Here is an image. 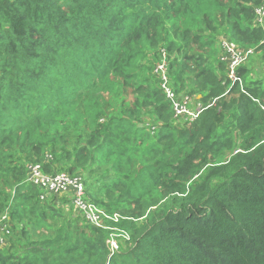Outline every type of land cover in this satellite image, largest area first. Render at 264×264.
Segmentation results:
<instances>
[{"label":"trees","instance_id":"16d2710c","mask_svg":"<svg viewBox=\"0 0 264 264\" xmlns=\"http://www.w3.org/2000/svg\"><path fill=\"white\" fill-rule=\"evenodd\" d=\"M262 5L0 0V216L17 236L0 264H264V81L244 64L232 83L218 38L264 55ZM163 50L195 120L174 116ZM32 163L81 175L130 239L112 253L70 196L41 199Z\"/></svg>","mask_w":264,"mask_h":264},{"label":"built area","instance_id":"2783aa9c","mask_svg":"<svg viewBox=\"0 0 264 264\" xmlns=\"http://www.w3.org/2000/svg\"><path fill=\"white\" fill-rule=\"evenodd\" d=\"M256 12V23L264 26V5L258 7ZM221 47L223 50L222 60L227 62V70L232 83L239 82L242 85L243 77L239 74L238 69L253 54L254 49L242 48L229 39L222 40ZM163 55L164 57L156 66L155 72L161 77L162 87L165 89L167 97L173 102L174 116L177 119L195 120L203 110L202 106L199 104L193 108V99L190 95L183 96L181 100L177 98L173 87L169 85L168 63L164 50ZM28 176L29 180L42 190V197L45 198L46 195H68L71 198L72 207L84 217L87 223L110 230L111 236L107 243L112 253L119 249L118 238L130 239L125 230L115 225L127 217L120 212H108L91 201L81 175H72L68 172L49 174L44 171L41 163H32L28 165ZM6 222V216L0 217V240H2L4 232L7 231Z\"/></svg>","mask_w":264,"mask_h":264},{"label":"rangeland","instance_id":"374dc122","mask_svg":"<svg viewBox=\"0 0 264 264\" xmlns=\"http://www.w3.org/2000/svg\"><path fill=\"white\" fill-rule=\"evenodd\" d=\"M218 38H219V46H220L221 51H222V54H221L220 57H223V50H222V47H221V41L225 40V39H228V37H225L224 35L220 34ZM252 53L253 54H251L249 56V58L243 63V65L245 64L246 67H248L250 69L251 75H252V76L250 75L247 78V80L252 78V79H255V80L264 81V55H263L262 51H258V50H255ZM201 104L203 105V103H201ZM192 106L197 107V106H199V103H196V101L193 100ZM27 179L29 180V176L27 177ZM46 196H48V195H46ZM40 197H41V199H44V197H42V196H40ZM2 216H6L7 217V222H6L7 223V231L4 232V234L2 236V240H0V245L5 246V245H7L9 243L11 244L14 240H16L17 236L15 235L13 237V235H12L13 232L10 230L11 229L10 228V216L7 213L1 215L0 217H2ZM110 236H111V234H110ZM10 239L11 240L13 239V240L11 241ZM118 244L120 246L119 238H118Z\"/></svg>","mask_w":264,"mask_h":264},{"label":"crops","instance_id":"0c3cea01","mask_svg":"<svg viewBox=\"0 0 264 264\" xmlns=\"http://www.w3.org/2000/svg\"><path fill=\"white\" fill-rule=\"evenodd\" d=\"M200 97V96H199Z\"/></svg>","mask_w":264,"mask_h":264}]
</instances>
